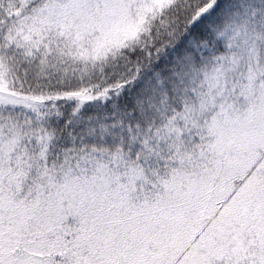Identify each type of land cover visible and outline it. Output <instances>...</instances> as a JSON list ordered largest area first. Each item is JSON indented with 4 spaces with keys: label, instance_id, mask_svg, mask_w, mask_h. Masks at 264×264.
I'll return each mask as SVG.
<instances>
[{
    "label": "snow or ice",
    "instance_id": "snow-or-ice-1",
    "mask_svg": "<svg viewBox=\"0 0 264 264\" xmlns=\"http://www.w3.org/2000/svg\"><path fill=\"white\" fill-rule=\"evenodd\" d=\"M0 264H264V0H0Z\"/></svg>",
    "mask_w": 264,
    "mask_h": 264
}]
</instances>
